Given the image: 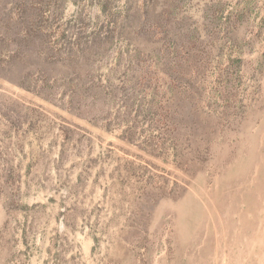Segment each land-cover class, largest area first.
<instances>
[{"label":"rangeland","instance_id":"rangeland-1","mask_svg":"<svg viewBox=\"0 0 264 264\" xmlns=\"http://www.w3.org/2000/svg\"><path fill=\"white\" fill-rule=\"evenodd\" d=\"M0 264H264V0H0Z\"/></svg>","mask_w":264,"mask_h":264},{"label":"bare ground","instance_id":"bare-ground-1","mask_svg":"<svg viewBox=\"0 0 264 264\" xmlns=\"http://www.w3.org/2000/svg\"><path fill=\"white\" fill-rule=\"evenodd\" d=\"M230 170V169H229ZM212 231V230H211Z\"/></svg>","mask_w":264,"mask_h":264}]
</instances>
